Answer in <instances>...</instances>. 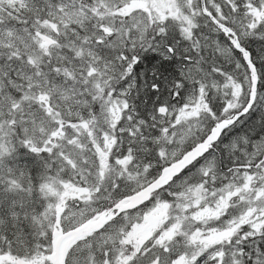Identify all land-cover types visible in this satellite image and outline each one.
I'll return each instance as SVG.
<instances>
[{
	"label": "snow or ice",
	"instance_id": "6c2138e0",
	"mask_svg": "<svg viewBox=\"0 0 264 264\" xmlns=\"http://www.w3.org/2000/svg\"><path fill=\"white\" fill-rule=\"evenodd\" d=\"M0 264H264V0H0Z\"/></svg>",
	"mask_w": 264,
	"mask_h": 264
}]
</instances>
